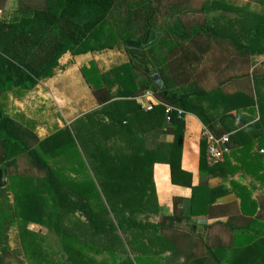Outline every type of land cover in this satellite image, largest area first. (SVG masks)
<instances>
[{"label": "trees", "instance_id": "obj_1", "mask_svg": "<svg viewBox=\"0 0 264 264\" xmlns=\"http://www.w3.org/2000/svg\"><path fill=\"white\" fill-rule=\"evenodd\" d=\"M254 1L264 6V0ZM218 9L243 11L239 25L206 16ZM193 31H264V14L254 17L245 7L223 0H48L45 8L20 9L14 18H0V97L22 96L38 81L52 77L65 53L118 45L128 56L130 49L145 46L162 83L158 91L149 71L137 69L130 56L107 72H98L94 65L83 68L101 107L39 140L0 107V264H264V220L260 221L264 205L258 200L255 204L252 191L239 180L231 185L241 212L255 219L245 228L233 229L231 244H207L205 228L198 223L200 216L210 214L201 206L209 188L193 185L191 174L181 168L180 116L170 114L176 133L161 147L147 145L151 130L137 132L130 126L129 113L140 112L134 98L151 88L162 94L161 101L195 112L216 132L199 97L213 99L219 90H200L195 99L186 90L169 91L174 85L173 63ZM222 96L229 103L240 98L241 106L257 104L260 116L252 127H262L264 136L263 99L254 100L246 92ZM231 109L219 113L225 130L235 117ZM204 145L199 152L200 174L233 173L224 170L227 154L221 162L211 163ZM23 155L40 173L10 171ZM161 160L169 164L172 182L191 189L185 210L176 211V202L182 201L176 199L171 213H160L153 166ZM212 190L216 197L227 192L220 186ZM32 223L58 239L63 255L44 244V235L29 228ZM11 230L20 252L11 245ZM21 251L24 258L18 257ZM102 253L107 257L97 259Z\"/></svg>", "mask_w": 264, "mask_h": 264}, {"label": "crops", "instance_id": "obj_2", "mask_svg": "<svg viewBox=\"0 0 264 264\" xmlns=\"http://www.w3.org/2000/svg\"><path fill=\"white\" fill-rule=\"evenodd\" d=\"M47 3L48 0H0V18H14L20 9L45 8ZM251 8L252 16L259 14L254 11V6ZM193 33L195 35L192 37L187 35L188 40L179 52V59L173 63L176 66L171 70L174 85L169 91L186 90L190 93L189 98L195 99L200 90L206 92L219 90L212 96L213 99L199 98L201 106L205 107L212 117V129L216 131L215 133L230 135V151L226 155L224 170L233 173L215 176L200 174L199 152L201 144L205 143L206 147L202 133L207 124L195 112L184 109L180 116L184 124L180 163L182 170L191 174L193 185L204 183L207 190L209 188L210 193L202 196L201 206L210 210V214L200 216L198 223L200 229L205 228L207 244L212 247L225 246L231 244L233 229L245 228L255 219L254 215L241 212L231 181H241L243 186L252 190V198L256 200L253 202L256 204L258 200L264 205V153H260L264 143L259 144V140L264 139L263 134L261 135L263 129L261 130L260 126L252 127V123L260 116L257 104L246 103L245 106H241L240 98L236 97L229 103L225 100L226 97L222 96V93L246 92L254 100H264V31H213V33L193 31ZM128 60L129 56L120 45L102 51L65 53L60 58L59 66L52 77L38 81L22 96L12 94L1 96L0 107L8 116L28 127L38 139H42L57 129L70 127L72 122L84 114L101 107L92 92V86L83 75V68L94 65L98 72L103 73ZM153 69L157 72L156 75L160 76L158 69L156 67ZM181 73L186 78L184 76L178 78ZM160 78L156 79L155 76L153 79L158 91L162 87ZM116 87L117 84L111 88V92L115 91ZM139 95L134 100L139 105L140 112L129 113L130 126L137 132L151 130L147 133L148 146L161 147L160 144L172 142L176 133L175 122H172L171 118H166L164 106L159 103L152 110H145L138 103ZM154 95L160 101L163 98L159 92H155ZM230 108L235 117L232 123L231 121L227 123L231 129L225 130V125L218 120L219 113ZM234 122L236 126L232 127ZM240 132L241 135L238 134ZM153 181L160 213H171L173 201L176 199H182L181 204L176 202V211L180 208L185 210L191 189L179 182L171 181L168 163L163 160L154 163ZM218 186L226 188L227 192L216 197V192L212 189ZM212 197H215L213 201ZM261 213L260 221H263L264 208Z\"/></svg>", "mask_w": 264, "mask_h": 264}, {"label": "rangeland", "instance_id": "obj_3", "mask_svg": "<svg viewBox=\"0 0 264 264\" xmlns=\"http://www.w3.org/2000/svg\"><path fill=\"white\" fill-rule=\"evenodd\" d=\"M210 1H212V0H210ZM223 1L227 5H232V6H235V7H245L247 11H250L252 9L251 7L254 6L255 7V8H253L254 11L258 12L259 14H263L264 13V7H262V6H260V5L256 4V3H254L255 2L254 0H223ZM247 3H248V6H246ZM242 12L243 11H240V10L229 11V10H226V9H218V10H211V11L207 12L206 13V16L208 18H211V17H214L215 16V17L218 18L217 20L220 23L222 22V23L229 24V23L232 22V24L238 26L239 25V23H238L239 20H241V18L243 17L242 16ZM162 20H163V17H159V20L158 21L162 22ZM146 90H149V91H151L153 93V90L150 89V88H148V89H145L141 94H143ZM36 139H38V138L36 137ZM30 142H31V140H30ZM260 143H264V139H260L259 140V144ZM225 155H224V157H225ZM224 157H223V159H224ZM10 168H11L10 171L25 172V173L26 172H30L32 174H35V173L38 174V173H40L39 171H37L36 169H34L29 164L28 158L25 155L21 156L20 158L18 157L16 159V162L14 163V165L11 166ZM5 181H6V177H5ZM153 219L156 220L157 218H154L153 217ZM29 228L32 229V230H34V231L41 232L44 235V244L46 246H49V248H50L51 251H56L57 254H58V256L63 255L62 252L60 251L61 244L59 243L58 239H56V237L54 235L49 234L46 231V229L40 227V225H38V224H33L32 223V224L29 225ZM9 238H10V242H11L12 247L13 248L18 247V245H16V243H17L16 242L17 236H16V232L14 230L9 231ZM19 250H21L20 247H18V251ZM19 252H18V257L21 256L22 258H24L22 251H21V253H19ZM101 257H107V254L106 253H102V254H99V255L96 256L97 259H99ZM26 264H29V263H26Z\"/></svg>", "mask_w": 264, "mask_h": 264}, {"label": "built area", "instance_id": "obj_4", "mask_svg": "<svg viewBox=\"0 0 264 264\" xmlns=\"http://www.w3.org/2000/svg\"><path fill=\"white\" fill-rule=\"evenodd\" d=\"M138 103L145 110H152L156 104L161 103L164 106V112L167 119L170 118V114L173 112H175L178 116H181L184 113L183 109L174 107L156 99L154 93L149 90H146L143 94L139 95ZM202 136L206 142V154L208 160L211 163L220 162L224 155L230 150V135H218L207 127H204ZM260 153H264V148L260 149Z\"/></svg>", "mask_w": 264, "mask_h": 264}, {"label": "water", "instance_id": "obj_5", "mask_svg": "<svg viewBox=\"0 0 264 264\" xmlns=\"http://www.w3.org/2000/svg\"><path fill=\"white\" fill-rule=\"evenodd\" d=\"M151 36V33H150V35H149V37ZM144 46H142V47H139V49L138 50H133V49H130L129 51H128V53H129V56L133 59L134 57H136V58H143L144 59V65L145 64H148V67L145 69L146 71H149L150 69H152V68H154V67H156V61L154 60V57H153V55H152V53L150 52V51H148V50H145L144 52H142V50H140V48H143ZM153 74H155V76H156V78H160V76H157L156 74H157V72H151L150 73V76L154 79V75ZM2 180H3V183L5 182V176H3L2 177Z\"/></svg>", "mask_w": 264, "mask_h": 264}, {"label": "flooded vegetation", "instance_id": "obj_6", "mask_svg": "<svg viewBox=\"0 0 264 264\" xmlns=\"http://www.w3.org/2000/svg\"><path fill=\"white\" fill-rule=\"evenodd\" d=\"M140 50H142V52H144L146 49H145V46L143 47V48H140ZM132 62L134 63V65L137 67V69H139V70H143V71H145L146 72V68L148 67V64H143L144 63V59L143 58H136V57H134L133 59H132ZM154 71V69L152 68V69H150L149 70V75H150V73L151 72H153ZM148 72V71H147ZM154 75V74H153Z\"/></svg>", "mask_w": 264, "mask_h": 264}]
</instances>
